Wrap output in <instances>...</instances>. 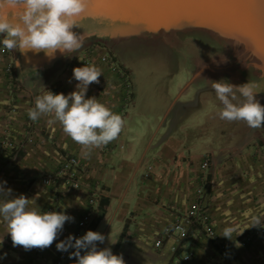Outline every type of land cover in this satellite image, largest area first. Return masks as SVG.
Returning <instances> with one entry per match:
<instances>
[{"label":"crops","instance_id":"0c3cea01","mask_svg":"<svg viewBox=\"0 0 264 264\" xmlns=\"http://www.w3.org/2000/svg\"><path fill=\"white\" fill-rule=\"evenodd\" d=\"M102 42V46L83 44L77 53L49 62L45 54L10 50L16 58L12 80L5 71L11 55L0 53V180L7 182L13 197L22 194L30 199L29 208L43 213L53 204L58 205V212L74 217L52 246L30 251L12 246L6 223L0 219V264H56L63 255L56 244L75 235L90 187L100 194L95 206L100 217L92 229L106 237L99 249L111 247L113 254L128 252L129 256H123L125 264H130L127 258L132 256L138 258L137 264H172L170 243L161 250L154 249L155 244L151 250L133 244V248L123 249L125 232L134 227L135 234L129 239L136 238V229L143 226L142 211L150 215L151 234L153 227L168 220L169 209H188L199 178L209 172L212 175L203 188L217 240H203L192 264H264V236H256L247 248L235 242L264 227V157L257 154L258 147L264 148L260 146L264 127L251 129L243 121L220 119L223 106L211 87V82L220 81L237 86L249 83L243 72L237 66L234 70L225 67L220 58L197 57L189 48L183 51L142 36ZM148 49L164 52L163 69L152 64L144 77L136 76L138 63L129 55ZM106 57L110 60L104 61ZM84 65L102 71L100 83L89 86L86 98H97L126 121L118 138L88 156L59 122L49 123L53 116L34 122L27 114L35 107L36 96L51 86L58 94L75 91L78 82L71 79L72 70ZM255 98L264 106V94L256 92ZM241 100L237 94L233 103ZM69 156L82 165L83 189L73 192L63 182L44 185L41 178L57 172ZM205 162L210 168L204 170ZM131 215L136 220H131ZM226 227L234 229L231 239L223 237ZM216 242L226 244V257L217 250Z\"/></svg>","mask_w":264,"mask_h":264},{"label":"clouds","instance_id":"9594fccd","mask_svg":"<svg viewBox=\"0 0 264 264\" xmlns=\"http://www.w3.org/2000/svg\"><path fill=\"white\" fill-rule=\"evenodd\" d=\"M86 9L87 0H0V36H3L0 43L7 50L43 52L49 58H54L57 52L70 55L83 45V35L73 29L78 28L77 19ZM72 73L71 79L78 82L75 91L65 95L47 90L36 96L35 107L27 114L34 122L42 116H53L49 123L59 122L64 133L88 156L93 149L118 138L126 121L97 98H86L89 86L100 83L102 71L98 67H75ZM211 87L223 106L220 119L243 121L251 129L264 127V106L255 98L254 85L247 82L237 86L220 81L211 82ZM237 94L242 100L234 104ZM6 184L0 181V219L6 223L14 248L47 249L63 232L66 222H74V217L62 211L41 213L29 208L31 200L22 194L13 197ZM5 195L9 198L3 199ZM233 231L232 227H226L223 237L231 239ZM105 239L100 232L89 230L79 238L69 235L56 248L60 252L73 249L69 259H75L76 264H125L123 255L113 254L111 247L98 248Z\"/></svg>","mask_w":264,"mask_h":264},{"label":"rangeland","instance_id":"374dc122","mask_svg":"<svg viewBox=\"0 0 264 264\" xmlns=\"http://www.w3.org/2000/svg\"><path fill=\"white\" fill-rule=\"evenodd\" d=\"M97 28L98 27L96 25L91 24L90 22H88V23L84 22V23H81L78 25V28H76V32L81 35L83 33H86V31L90 32L91 30H97ZM149 34H153V33L149 32ZM165 34H167V35H165ZM154 35L156 36L157 42L163 41V42L169 43L170 45L174 46L175 48H180L183 51L184 50L186 51L189 48L191 50V53L193 55L196 54L197 57L198 56H201L204 58L205 57H211L212 59L213 58H220L222 60V62L225 65H227L225 67L229 68L230 70H232V69L234 70L235 66L239 67L238 71L241 73L243 72L242 76L244 75V81H246V78H247V81H249L250 84L255 86L254 90L256 92H259L260 94H264V76L257 75L254 67L251 65V62H249V60H245V61L242 60L241 56L236 54L234 49L225 41L219 40L217 38L214 39L211 35L205 34V33L203 34L201 32H187V31L182 32L181 31V32H174L171 34L169 32H166V30H164V31L159 32V33H154ZM102 41H103L102 38H90V39L85 40L83 42V44L84 45L88 44V46H89V44L92 43V45H94V46H102V43H104ZM105 42H108V41H105ZM111 43H113V42H111ZM111 43H109V44H111ZM84 45H82V46H84ZM81 48H83V47H81ZM7 51H8V54L11 55V59L6 64H8L9 62L12 63V73H13L16 58L14 59L13 54L10 50H7ZM30 53H31V55L37 56L36 53H33V52H30ZM43 54L44 53L41 52L38 55H43ZM2 56H6V54H2ZM164 57H165L164 52H162V51L154 52L151 49L144 50L143 52H140L137 55H134L133 53L131 55H129V59H131L135 64L138 63L139 69H138V73L136 72L135 75L140 76V77L145 76L146 70L151 69L150 65H152V64H156L155 68L158 69L159 71H160V69L162 70L163 67L160 64L162 63L161 61L165 59ZM146 63L148 64L147 68H145ZM240 63L243 64V66H241ZM172 70L174 71L175 67L174 68L172 67ZM48 90H50L54 94H58V93H56V89L53 86H51ZM262 145L264 146V140H263L262 144H260V146H262ZM257 154L264 157V148L262 150V147H258ZM69 158L77 159L74 156H69L65 159V161L63 162V164L61 166H63L66 163V160H68ZM77 161L81 165V163L79 162L78 159H77ZM81 167H82V165H81ZM60 168L58 169L57 172H59ZM208 168H210L209 162H208L207 169ZM77 171H78V175L76 176V178H74L75 181L68 182L62 178H58L57 180H52L50 183L44 182V179L46 176L55 177L57 172L45 174L41 178V181L44 185H51V184L53 185L55 183L60 184L61 182H63V184L68 187V189H70L73 192H78L81 189H83L84 184L81 180V174H80V173H82V171L79 169ZM210 175H212L211 172H209V174L203 173V175L199 178V183L196 186L197 188L195 190L194 199H193V202L190 204L189 208L186 210L169 209V211H168L169 215L167 218L168 220H166L165 223H161L158 226L153 227L152 229L154 231L151 234L149 232V230H150L149 224L151 223V220H149L150 215L147 216V214L144 211H142L143 212V218H142V225L143 226L136 229L137 236L135 239H132V240L129 239V237H131L130 234H133V235L135 234L134 233L135 232L134 227L131 228L130 231L125 232L126 240H124L122 244H126V245H123L124 246L123 249L128 248V250H129V249L133 248L132 247V244H133V246H138V247H140V249L146 248L147 250H151L152 245L155 244L154 249L161 250V249L167 248L168 246H166V245L168 243H170L169 255H170V261L173 259L171 261L172 264H192L195 261V257L197 255V250H198L197 248L199 247L200 243L203 240H211V241L217 240V233H216L215 228H214L215 233H216L215 239H210L209 237H207L205 232L201 228L198 230L197 229L196 230L190 229V231L188 232L186 237H183V238L180 237L179 235H174V236L169 237L166 235V230L175 223V221L179 215L185 214L186 212H188L190 210V208L193 206V204L196 201L197 190L200 187L203 188L205 186L207 177H210ZM53 179H55V178H53ZM88 192H87V194L89 195L88 196V203H87L88 205H87L86 211L83 213V215L78 220L77 231L75 232V235H74L77 238L83 236L89 230L92 231L95 222L100 217V210L95 207L96 202L98 201V199L100 197V194H99L98 190H96L95 187H90ZM56 195L58 198L61 197V196H59L60 193L58 191L56 192ZM205 195H206V191H205ZM204 203L206 206V211L210 217V220L212 221L211 215L209 214L208 208L206 205V199H205ZM49 211L58 212V205L54 206L53 204H51L49 207H47V209L44 212H49ZM90 213H92L93 221L91 224L88 223V225H87L86 224L87 222L85 223V221H86V218L89 216ZM130 219L136 220V218H133L132 215L130 216ZM83 223H85V224H83ZM212 224H213V222H212ZM260 229H261V227L259 229H256L252 233H249L247 235L245 234V235L241 236L235 242L240 247L247 248L248 245L255 238L260 237V236L261 237L264 236V234L263 235H258V234L256 235L255 234L256 232L260 231ZM249 235H253V236L250 237ZM249 237H250V240L248 239ZM133 238H134V236H133ZM136 239H139V240L137 241ZM158 240L162 241L161 246H157ZM171 243H174V244H171ZM215 245H217V250L220 252L222 257H226L228 255L225 243L219 242V244H218L216 242ZM154 249H153V252L156 253V251ZM218 251H216V254L218 256H220ZM116 254L117 255L122 254L125 257L129 256V253L124 252V251L122 253L117 252ZM65 260L67 262H65ZM69 260H71V259H69V254L67 255L66 253L63 252L62 257L59 259V261L56 264H69ZM127 260L130 262V264H137L138 258L136 259L132 256L129 259L127 258ZM166 264H169V263H166Z\"/></svg>","mask_w":264,"mask_h":264},{"label":"water","instance_id":"95a60500","mask_svg":"<svg viewBox=\"0 0 264 264\" xmlns=\"http://www.w3.org/2000/svg\"><path fill=\"white\" fill-rule=\"evenodd\" d=\"M106 15L88 14L87 10L77 19V24L96 25L97 30L83 33V42L90 38L118 41L132 36L156 39L154 33L164 30L174 32H201L228 43L239 40L246 44L249 57L264 52V0H217L215 3H124L101 9ZM74 30V29H73ZM75 31V30H74ZM141 32V33H140ZM153 33V34H149ZM237 51V50H236ZM253 53V54H252ZM57 52L54 59L68 57ZM263 64L250 59L257 75L264 76Z\"/></svg>","mask_w":264,"mask_h":264},{"label":"built area","instance_id":"2783aa9c","mask_svg":"<svg viewBox=\"0 0 264 264\" xmlns=\"http://www.w3.org/2000/svg\"><path fill=\"white\" fill-rule=\"evenodd\" d=\"M0 53L1 54H7L8 51L5 49L2 44H0ZM104 61H109L110 59L103 58ZM6 72L8 73L9 79L12 80V63L9 62L6 64ZM208 162H205L202 164L203 169H207ZM80 168V164L78 163L77 159L75 158H69L66 160V163L61 166L59 172L56 173L55 177L52 176H46L44 179L45 183H50L52 180H57L58 178H62L65 181H75L74 178L78 175V169ZM55 178V179H53ZM1 181V180H0ZM205 189L200 187L197 190V198L193 206L190 208L188 212L185 214H181L177 217L175 223L169 227L166 230V235L171 237L174 235H179L180 237H186L190 229H202L206 236L210 239H215V230L214 226L212 224V221L210 220V217L206 211L205 206ZM93 217L92 213L89 214V216L86 218L85 223L88 225V223H92ZM83 223V224H85ZM256 235H263L264 234V227H261L260 231L255 233ZM252 237L253 235H249ZM250 237L248 238L250 240ZM162 241H157V246H161Z\"/></svg>","mask_w":264,"mask_h":264},{"label":"snow or ice","instance_id":"6c2138e0","mask_svg":"<svg viewBox=\"0 0 264 264\" xmlns=\"http://www.w3.org/2000/svg\"><path fill=\"white\" fill-rule=\"evenodd\" d=\"M217 0H87L88 14L106 15L101 9H110L112 6L124 3H156V4H179V3H215Z\"/></svg>","mask_w":264,"mask_h":264},{"label":"bare ground","instance_id":"6f19581e","mask_svg":"<svg viewBox=\"0 0 264 264\" xmlns=\"http://www.w3.org/2000/svg\"><path fill=\"white\" fill-rule=\"evenodd\" d=\"M80 24V23H79ZM78 24V25H79ZM75 31H76V28L74 29ZM141 33V32H140ZM172 34V33H171ZM165 35H167V34H165ZM261 43V45L263 46L264 45V41L263 42H260ZM234 44H235V46H237V48H235V47H233V49H234V51H235V53L236 54H238V55H240L241 56V59L242 60H250V59H253L254 58V61H256L258 64H263V62L260 60V58H263L262 56H263V54H264V52L263 53H261L260 55H262L261 57L259 56V55H255L256 57H254V55H253V57L251 58V57H249V52L248 51H250L251 52V50H249L248 48H247V45L246 44H243L242 45V43L239 41V40H237V44L236 43H233V46H234ZM194 48V47H193ZM195 50V49H194ZM237 50V51H236ZM253 54V53H252ZM200 55V54H199ZM241 64V63H240ZM242 66H243V64H241Z\"/></svg>","mask_w":264,"mask_h":264}]
</instances>
